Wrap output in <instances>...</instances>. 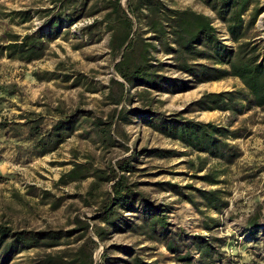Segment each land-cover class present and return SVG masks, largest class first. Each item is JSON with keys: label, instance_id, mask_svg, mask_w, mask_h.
Here are the masks:
<instances>
[{"label": "trees", "instance_id": "1", "mask_svg": "<svg viewBox=\"0 0 264 264\" xmlns=\"http://www.w3.org/2000/svg\"><path fill=\"white\" fill-rule=\"evenodd\" d=\"M120 1L54 0V9L58 4L59 8L68 7L70 11L65 13L64 10L52 17L45 35L39 30L24 36L7 33L6 40L0 39V43L4 42L0 45V54H5L9 60L37 61L44 56L52 39L47 34L60 28L62 14H67L73 21L78 17L93 18L92 23L80 32L92 44L101 42L105 35L109 36V54L115 60L114 71L120 79H110L107 87L105 97L113 108L104 117L90 111L65 113L59 108L56 110L59 117L51 119L48 126L39 114L32 118L23 113L18 118L24 120L26 134L20 136L15 129L10 130L15 132L17 141L27 142L29 151L37 157L56 151L66 137L79 129L85 130L83 134L86 136L93 134L106 149L119 146L128 153L113 164L107 162L101 167L94 165L89 156L84 157L83 162L71 161L70 168L56 181L55 186L64 187L90 180L86 192L76 198H80L85 207L95 208L94 217L83 220L75 215L68 228L15 229L0 221V264H11L17 256L28 251L34 253L27 257V264H93L97 247L93 238L104 243L119 233H130L161 244L178 264H233L225 259L222 251L224 239L214 234L220 223L217 216L228 207V194L219 187L224 184L220 179L224 173L216 166L207 167V161L221 162L225 168L233 165L240 152L231 141L241 138L240 128L230 129L215 122L185 119L183 116L213 111L241 116L252 108L264 111V42L248 38L262 8L255 5L257 0H197L211 11L213 19L191 9L169 7L162 0H126L125 7ZM53 8L44 13H52ZM33 13L31 10L11 11L6 17L23 23L29 21ZM0 16H3L1 12ZM214 20L224 25L235 48L228 47L220 39L213 26ZM155 54H163L165 61L159 60ZM165 69H172L180 76L168 75ZM49 76L71 82L74 88L83 87L88 93L97 92L82 74L50 73ZM229 78L237 79L242 88L204 92L184 110L168 116L150 111L153 104L161 103L157 101L159 95L179 94L200 84ZM138 89L141 91H138L137 98L143 103L141 114L127 108L133 102L130 91ZM130 117L140 119L154 132L195 153L197 166L193 161L184 164L194 172L191 179L210 188L171 181L150 184L134 181L137 174L152 176L145 173L147 169L137 167L141 158L165 160L180 158L183 153L160 148L139 151L136 147L130 151L116 142L111 133L129 124ZM201 172L204 173L197 175ZM104 185L109 187L101 191ZM141 186L154 187L186 202L199 216L198 229L209 233V237L188 234L172 227L167 220L166 208L155 204ZM62 200L52 201L47 191L41 195V202L50 204L52 209H58ZM206 211H212L215 216L206 215ZM261 218L264 216L258 207L247 219V229L254 238L264 231ZM111 248L127 256L130 264H152L146 263L129 246L111 245Z\"/></svg>", "mask_w": 264, "mask_h": 264}, {"label": "rangeland", "instance_id": "2", "mask_svg": "<svg viewBox=\"0 0 264 264\" xmlns=\"http://www.w3.org/2000/svg\"><path fill=\"white\" fill-rule=\"evenodd\" d=\"M52 1L54 0H0V12L3 15L0 16V39L5 38L7 33L24 36L39 30L45 35L49 29L47 23L52 17L64 10L65 13L70 11L68 7L59 8L58 4L54 9ZM162 1L169 7L191 9L214 19L211 11L197 0ZM120 2L125 7L126 0ZM255 5L262 8V12L248 38L260 43L264 42V0H257ZM51 8L54 9L52 13H44L46 9ZM20 10H31L34 13L29 21L23 23L6 17L11 11ZM66 15L59 16L60 28L47 34L52 39L40 60H9L5 54H0V124L5 125V128L0 126V221L9 223L15 229L68 228L69 221L75 215L83 220L94 217L95 208L85 207L82 200L76 198L86 192L90 180L64 187L55 186L56 181L70 168L71 161L83 162V158L89 156L94 165L101 167L107 162L113 164L118 158L128 155L119 146L107 149L102 147L93 134L86 136L83 134L85 130L79 129L66 137L56 151L37 157L29 151L28 143L17 141L15 132L10 130L15 129L20 136L26 134L24 120L18 118L23 113L32 118L39 114L48 126L51 119L59 117L56 112L59 108L65 113L73 110L90 111L103 117L113 108L107 104V87L110 79H120L114 71L115 60L109 54V36L105 35L101 42L92 44L81 35L80 30L91 24L93 18L78 17L73 21ZM213 26L219 32L220 39L228 47L235 48V44L226 34L224 25L214 20ZM155 56L161 61L166 59L163 54ZM165 72L174 77L180 76L172 69H165ZM50 73L82 74L97 92L88 93L83 87L74 88L71 82L51 78ZM241 88L240 82L233 78L200 84L187 92L157 96V101L161 103L153 104L150 111L168 116L184 110L204 92ZM138 91L141 90L130 91L133 102L127 108L141 114L143 103L137 98ZM123 106L126 107L124 104ZM183 117L215 122L230 129L240 128L241 138L231 141L240 152V157L234 164L225 168L221 162L207 161V167L216 166L219 171H223L224 176L220 179H223L224 184L219 187L228 194V207L217 216L220 223L214 234L224 239L222 251L225 259L231 263L264 264V231L254 238L249 234L246 225L247 219L258 207H261V214L264 216V111L252 108L241 116L218 111L197 112L185 114ZM111 135L116 142L123 144L130 151L136 147L139 151L160 148L183 153L180 158L165 160L141 158L137 167L147 169L145 173L152 176L137 174L133 177L134 181L149 184L171 181L179 185L192 184L197 188H210L197 179H191L190 175L194 172L184 164L185 161H193L196 167L195 153L154 132L140 119L132 118L129 124L122 125L118 132H112ZM108 187L109 185L102 186L101 191ZM141 190L149 193L155 204L166 208L167 220L172 227L182 229L188 234L209 237V233L198 229L199 216L186 202L151 186H141ZM44 191L49 192L52 201L63 198L58 209H52L50 204L41 202ZM205 213L215 216L212 211ZM261 222L264 223V219L261 218ZM90 234L93 236L92 232ZM93 239L97 243L92 257L93 264H130V259L111 248V245L131 247L146 263L178 264L161 244L145 241L130 233L115 234L104 243ZM105 248L106 256L103 258ZM33 253L34 251L24 252L11 264H27V257Z\"/></svg>", "mask_w": 264, "mask_h": 264}]
</instances>
